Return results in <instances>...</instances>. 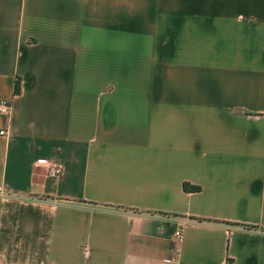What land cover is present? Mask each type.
Listing matches in <instances>:
<instances>
[{"label": "crops", "instance_id": "crops-1", "mask_svg": "<svg viewBox=\"0 0 264 264\" xmlns=\"http://www.w3.org/2000/svg\"><path fill=\"white\" fill-rule=\"evenodd\" d=\"M0 97V264H264V0H0Z\"/></svg>", "mask_w": 264, "mask_h": 264}, {"label": "built area", "instance_id": "built-area-1", "mask_svg": "<svg viewBox=\"0 0 264 264\" xmlns=\"http://www.w3.org/2000/svg\"><path fill=\"white\" fill-rule=\"evenodd\" d=\"M11 107V100L9 98L0 97V114L8 116ZM4 128L0 129V133H4ZM36 166H42L46 168L47 174L53 177H58L63 170V166L60 163H55L46 158H38L33 161ZM175 236L179 238L181 236L180 230L175 231Z\"/></svg>", "mask_w": 264, "mask_h": 264}, {"label": "trees", "instance_id": "trees-1", "mask_svg": "<svg viewBox=\"0 0 264 264\" xmlns=\"http://www.w3.org/2000/svg\"><path fill=\"white\" fill-rule=\"evenodd\" d=\"M18 90H19V81L17 80L16 84H15V91L17 92ZM183 188L186 189V190H196V189L199 188V186L198 185L189 184L187 182H183ZM195 218L201 219L200 217H195ZM244 226L247 227V228H255V227H257L256 225H244ZM262 229H264V227Z\"/></svg>", "mask_w": 264, "mask_h": 264}]
</instances>
